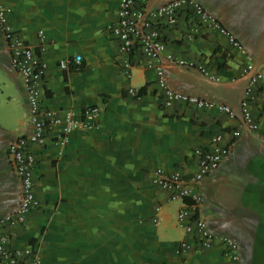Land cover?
<instances>
[{"label":"crops","instance_id":"1","mask_svg":"<svg viewBox=\"0 0 264 264\" xmlns=\"http://www.w3.org/2000/svg\"><path fill=\"white\" fill-rule=\"evenodd\" d=\"M168 1L150 0L147 8ZM193 1L239 40L262 74L251 104L256 132L239 129L237 118L218 111L182 103L165 108L155 73L139 51L129 57L128 78V57L106 32L117 21L119 0H0L12 9L14 28L48 65L43 106L72 110L76 117L88 106L101 111L94 126L73 131L63 148H32L39 207L14 230L15 247L33 245L43 264H227L218 240L207 249L179 253L182 242H192L175 223L182 203L169 201V194L152 182L156 169L191 177L192 151L221 135L230 151L196 185L200 216L211 233L237 244V264H264V0ZM192 28L197 33L188 39ZM162 36L166 49L160 62L167 85L238 113L247 81L243 57L227 40L185 10ZM77 55L83 70L58 67L60 60ZM166 55L201 65L210 77L169 63ZM130 88L144 92L133 97ZM4 98L7 103L20 99V111L0 109V217L16 209L21 192L10 177L5 152L15 137L30 132L25 89L0 34V105ZM234 130L240 133L236 139Z\"/></svg>","mask_w":264,"mask_h":264},{"label":"built area","instance_id":"2","mask_svg":"<svg viewBox=\"0 0 264 264\" xmlns=\"http://www.w3.org/2000/svg\"><path fill=\"white\" fill-rule=\"evenodd\" d=\"M149 1L119 0L117 21L106 27L108 35L118 40L119 53L128 57L124 62L126 73L132 67L129 57L135 51H139L146 68L155 73L156 87L161 92L162 104L165 108L182 103L191 105L197 110L218 111L230 119L237 118L239 129L256 132L259 125L252 114L251 104L260 92L263 77L254 67L239 40L215 16L193 0H170L152 9L147 8ZM184 10L186 14L196 18L201 25L223 36L230 47L243 57L242 76L246 78L247 83L238 113L226 105L179 93L167 85L160 62L166 49L162 31L174 28L178 16ZM11 16L12 9L0 4V34L8 53L10 67L19 75L25 89L30 132L19 136L7 148V162L18 179L21 192L16 209L0 217V264H43L39 252L33 245L19 248L12 242L14 230L25 225L27 217L39 207L34 189L37 157L32 148L47 144L63 148L73 131L94 126L101 111L96 106H88L82 110L79 117H76L72 110H51L43 106L41 100L48 65L14 28ZM196 33L197 29L192 28L187 38L192 39ZM39 39L40 43L44 40L42 31L39 32ZM166 59L169 63L194 68L202 75L210 77L209 72L201 65L175 59L172 55H166ZM81 61V56L77 55L60 60L58 67L61 70H67L69 67L77 68L81 65ZM128 78H130L129 73ZM127 92L133 97L137 96L133 88L128 89ZM239 134V131L234 130L232 138H238ZM229 151L230 146L224 144L222 136L215 135L208 146L198 147L192 151L195 170L191 177H186L179 170L170 174H165L161 169L154 171L153 185L167 192L169 201L182 203L181 209L176 214L175 223L178 229L192 237V242H182L180 254L192 249H207L218 240L224 246L223 256L227 264L238 263L237 244L231 238L214 235L207 229L206 221L200 216L201 197L195 190L199 182L219 168ZM156 222L153 221L155 224Z\"/></svg>","mask_w":264,"mask_h":264},{"label":"rangeland","instance_id":"3","mask_svg":"<svg viewBox=\"0 0 264 264\" xmlns=\"http://www.w3.org/2000/svg\"><path fill=\"white\" fill-rule=\"evenodd\" d=\"M14 73H15V75H16V77H17V80L19 81V84H20V77H19V75L14 71ZM9 108H13V109H18L19 111H20V99L19 100H14V101H11L10 103H7V99L6 98H4V100L2 101V105H0V109L1 110H3V109H5V110H8ZM26 118L28 119L29 118V114L27 113V115H26ZM19 136H17V137H15L14 139H13V141L15 140V139H17ZM3 139L6 141L7 139H8V137L7 136H4L3 137ZM12 142V141H11ZM10 142V143H11ZM9 143V144H10ZM7 152H5V155H6V158H7V154H6ZM6 162H7V159H6ZM7 164H8V162H7ZM8 167H9V164L7 165ZM7 167V168H8ZM8 171H9V173H10V177H11V179H12V181L14 182V184H16L17 185V187H19V183H18V179H17V177L15 176V174L10 170V168H8ZM201 182H199V184H200ZM202 203H203V201H202ZM207 226L210 228V226H209V223H207ZM230 238V237H229Z\"/></svg>","mask_w":264,"mask_h":264},{"label":"trees","instance_id":"4","mask_svg":"<svg viewBox=\"0 0 264 264\" xmlns=\"http://www.w3.org/2000/svg\"><path fill=\"white\" fill-rule=\"evenodd\" d=\"M75 69H76L77 71H80V70H83L84 67L80 65L79 67H77V68H75ZM143 92H144V91H143V89H142V91H140V93H138L136 97H139Z\"/></svg>","mask_w":264,"mask_h":264}]
</instances>
